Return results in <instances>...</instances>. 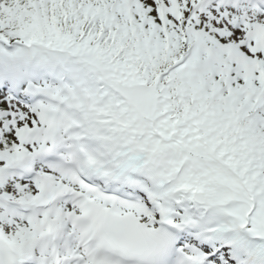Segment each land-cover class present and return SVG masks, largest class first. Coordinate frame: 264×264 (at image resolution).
Here are the masks:
<instances>
[{
	"label": "snow or ice",
	"instance_id": "obj_1",
	"mask_svg": "<svg viewBox=\"0 0 264 264\" xmlns=\"http://www.w3.org/2000/svg\"><path fill=\"white\" fill-rule=\"evenodd\" d=\"M0 264H264V0H0Z\"/></svg>",
	"mask_w": 264,
	"mask_h": 264
}]
</instances>
